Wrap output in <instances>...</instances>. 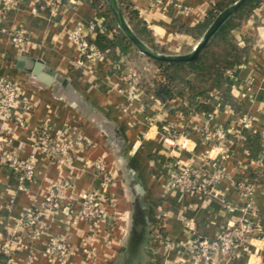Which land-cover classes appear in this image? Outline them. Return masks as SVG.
<instances>
[{
	"label": "crops",
	"instance_id": "obj_1",
	"mask_svg": "<svg viewBox=\"0 0 264 264\" xmlns=\"http://www.w3.org/2000/svg\"><path fill=\"white\" fill-rule=\"evenodd\" d=\"M5 1L0 80L17 84L16 113L24 124L0 115V135L12 138L19 160L32 159L35 170L28 181L0 160V264H206L188 254L190 242L215 239L241 221L254 230L232 256L216 254V264H264V2L233 30L244 55L225 74L226 93L210 91L184 112L180 98L155 97L156 69L137 48L134 54L145 64H129L128 51L119 48L98 61H81L71 37L75 28L88 31L97 19L92 40L98 32L109 38L117 32L91 0ZM130 1L151 31L158 49L152 48L176 54L195 46L203 34L197 38L192 29L222 0ZM4 26L22 28L26 45L12 44ZM38 60L48 80L34 72ZM132 72L139 75L135 88ZM206 122L227 131L229 155L212 151L224 177L207 194L172 188L171 179L186 166L213 170L203 160L207 144L199 127ZM44 125L52 137L77 131L86 145L59 165L35 145ZM241 182L251 186L250 196L240 195ZM59 186L61 208L43 213L34 227L24 226L27 208ZM89 190L101 203V216L93 220L74 211ZM52 237L68 246L65 257L47 253Z\"/></svg>",
	"mask_w": 264,
	"mask_h": 264
},
{
	"label": "built area",
	"instance_id": "obj_2",
	"mask_svg": "<svg viewBox=\"0 0 264 264\" xmlns=\"http://www.w3.org/2000/svg\"><path fill=\"white\" fill-rule=\"evenodd\" d=\"M61 1L51 0L54 4L61 3ZM5 2L7 5H10L12 0H6ZM99 25V20L96 19L90 22L88 31L82 26H78L72 31L71 37L80 52L81 61L85 59L98 61L104 56L105 53L96 44L91 42V36L95 34ZM5 30L8 31L12 44L18 47L26 45L28 37L22 28L13 27L5 28ZM138 76L137 72H132L129 75L128 78L132 88L137 87ZM19 102L20 92L17 84L7 79L0 80V115L7 118H14L17 123L24 124V119L16 113ZM244 125L245 127H250V124L247 122ZM199 131L201 138L207 144V148L203 154V160L209 162L213 166V170L202 172L192 166H186L175 174L170 181V186L176 189L207 194L214 190L216 184L224 177L223 169L213 160L212 151L215 149L219 150L220 155L224 158L229 155L230 150L225 146L227 131L223 128L206 122L199 127ZM35 145L37 148L46 152L59 165H63L66 164L68 159L78 149H82L86 145V142L77 131L68 133L66 138L52 137L48 132V128L44 125L38 130ZM0 160L5 166L19 173L22 179L28 181L33 179L35 170L34 161L29 159L21 162L17 152L12 147V138L6 135H0ZM96 167L104 170L103 166L99 163H96ZM110 181V177H105V183H109ZM238 188L240 195L243 197L252 194L251 186L245 182H241ZM61 189L62 187L59 186L50 190L39 206L27 208L23 220L24 226L34 227L40 221L43 213L46 214V212L61 208ZM78 205V208L74 209V211L84 219L93 220L101 216L100 196L96 191L89 190L84 192L80 196ZM228 208L231 209V206ZM64 210L67 213L73 211L70 207H65ZM253 230L254 225L251 222L241 221L237 224L230 225L215 239L194 238L190 242L187 252L194 258V262L203 261L206 264H216V254L224 253L232 256L244 245ZM34 235H37V231H35ZM3 252L8 255V251L6 249L4 250V248ZM67 252L68 246L58 237H52L48 242V254L63 258L67 255Z\"/></svg>",
	"mask_w": 264,
	"mask_h": 264
},
{
	"label": "trees",
	"instance_id": "obj_3",
	"mask_svg": "<svg viewBox=\"0 0 264 264\" xmlns=\"http://www.w3.org/2000/svg\"><path fill=\"white\" fill-rule=\"evenodd\" d=\"M123 14L134 30V32L149 46L158 49L153 41L151 31L144 20L139 16L138 11L133 7L130 0H118ZM264 0H249L243 4L214 34L207 46L202 49L199 55L190 62H163L149 58V62L155 67L156 73L153 77L154 95L162 101L168 102L174 98L183 101L182 109L189 112L196 100L203 97L210 91L221 90L224 94L226 90L225 74L228 70L240 64L244 51L237 45L233 35V30L243 21L248 19ZM97 10L98 15L105 17L109 24L116 29V34L112 38L98 32L91 40L104 53L114 52L119 48L123 52L128 51V59L131 61L135 56V47L128 38L117 27L114 18L108 9L105 0H91ZM228 3V0L218 2L211 9L206 18L192 29V33L199 38L208 27L214 17ZM146 77L142 78L145 84ZM251 138V137H250ZM259 137L254 136V142Z\"/></svg>",
	"mask_w": 264,
	"mask_h": 264
},
{
	"label": "water",
	"instance_id": "obj_4",
	"mask_svg": "<svg viewBox=\"0 0 264 264\" xmlns=\"http://www.w3.org/2000/svg\"><path fill=\"white\" fill-rule=\"evenodd\" d=\"M249 0H232L227 4L214 19L210 22L203 35L200 37L195 46L185 53H165L160 52L148 44H146L132 29L128 21L126 20L123 11L120 7L118 0H105L108 9L114 18L117 27L128 38L137 50L143 55L158 61L163 62H190L194 60L203 48L207 46L214 34L220 29V27L246 2ZM42 62L38 60L34 69V72L41 76L44 80L48 78L41 72Z\"/></svg>",
	"mask_w": 264,
	"mask_h": 264
},
{
	"label": "rangeland",
	"instance_id": "obj_5",
	"mask_svg": "<svg viewBox=\"0 0 264 264\" xmlns=\"http://www.w3.org/2000/svg\"><path fill=\"white\" fill-rule=\"evenodd\" d=\"M129 64H145V62L134 57L131 61H129ZM149 64H151V63H149Z\"/></svg>",
	"mask_w": 264,
	"mask_h": 264
}]
</instances>
